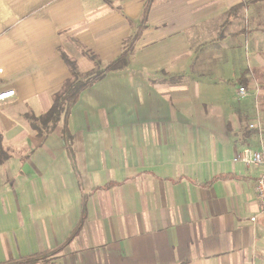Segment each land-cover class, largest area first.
<instances>
[{
  "label": "crops",
  "instance_id": "obj_1",
  "mask_svg": "<svg viewBox=\"0 0 264 264\" xmlns=\"http://www.w3.org/2000/svg\"><path fill=\"white\" fill-rule=\"evenodd\" d=\"M146 3L0 0V264H264V166L234 162L264 155V0ZM137 34L81 92L70 149L63 124L38 133L67 59L86 76Z\"/></svg>",
  "mask_w": 264,
  "mask_h": 264
},
{
  "label": "trees",
  "instance_id": "obj_2",
  "mask_svg": "<svg viewBox=\"0 0 264 264\" xmlns=\"http://www.w3.org/2000/svg\"><path fill=\"white\" fill-rule=\"evenodd\" d=\"M152 3L153 0H147L144 10L145 15L151 8ZM138 36L139 35L137 34L131 39V42H129L128 46L117 59L109 63L105 68L101 69V67H99V69L86 76H81L78 73L75 65L67 59V63L69 64L72 72V78L65 82L63 89L54 96L53 105L50 111L42 117L32 119L33 126L38 131V133L42 134L53 132L57 130L61 124H63L61 131L62 138L65 142L66 147L70 149L72 135L68 129L69 118L71 116V111L74 105L77 103L81 92L89 88L95 82L101 80L107 74L127 69L129 67L130 59L133 53V42L138 38ZM243 84L244 83L242 82L241 85ZM84 220L85 217L82 216L81 224L84 222ZM77 230L73 233L72 237L76 235ZM49 255L50 253L31 256L13 264H35L39 261L47 259Z\"/></svg>",
  "mask_w": 264,
  "mask_h": 264
},
{
  "label": "built area",
  "instance_id": "obj_3",
  "mask_svg": "<svg viewBox=\"0 0 264 264\" xmlns=\"http://www.w3.org/2000/svg\"><path fill=\"white\" fill-rule=\"evenodd\" d=\"M13 94H14L13 91L5 94H0V102L4 101L6 98L12 96ZM239 95L243 99L248 96V92L244 87H241L239 89ZM256 127L257 126L254 124H251L249 126L250 129H255ZM234 162H241L248 167L264 166V155L261 152H257L253 149H246L234 159ZM255 191L258 200L264 210V173L257 179L255 184Z\"/></svg>",
  "mask_w": 264,
  "mask_h": 264
},
{
  "label": "rangeland",
  "instance_id": "obj_4",
  "mask_svg": "<svg viewBox=\"0 0 264 264\" xmlns=\"http://www.w3.org/2000/svg\"><path fill=\"white\" fill-rule=\"evenodd\" d=\"M255 78L258 79L259 76L255 74ZM263 102H264V100L261 99L260 102L257 103V106H258V108H257L256 104H255V101L252 100L251 108H252V111H253L254 115H256V111L257 110H260V108L264 106ZM260 103H261V105H260ZM263 109H264V107H263ZM254 120H256V119L254 118ZM263 134H264V132H263Z\"/></svg>",
  "mask_w": 264,
  "mask_h": 264
}]
</instances>
